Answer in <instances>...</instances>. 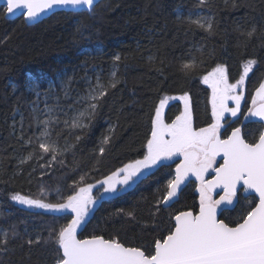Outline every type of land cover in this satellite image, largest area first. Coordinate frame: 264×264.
Instances as JSON below:
<instances>
[{
    "label": "trees",
    "instance_id": "1",
    "mask_svg": "<svg viewBox=\"0 0 264 264\" xmlns=\"http://www.w3.org/2000/svg\"><path fill=\"white\" fill-rule=\"evenodd\" d=\"M4 13L0 6V264H56L62 256L56 234L72 218L71 210L30 207L12 200L14 194L63 203L81 186L142 158L164 97L187 93L193 127L208 125L210 89L203 77L218 65L234 82L244 63L255 61L241 112L264 77V0H101L89 12L60 10L34 24ZM197 15L205 25L211 22V30L192 23ZM193 60L195 68H182ZM58 74L80 91L89 79L116 86L108 88L80 128L51 126V136L65 150L56 151L53 160L52 152L39 147L27 83L30 77L53 80ZM180 108V100H169L166 122ZM257 129L255 122L244 123V138L251 142ZM175 164L161 161L127 189L97 201L78 237L102 235L150 251L173 228L178 212L197 210L193 179L170 204L161 199ZM98 188L92 191L95 197ZM238 200L222 210L221 219L231 225L256 198Z\"/></svg>",
    "mask_w": 264,
    "mask_h": 264
},
{
    "label": "snow or ice",
    "instance_id": "2",
    "mask_svg": "<svg viewBox=\"0 0 264 264\" xmlns=\"http://www.w3.org/2000/svg\"><path fill=\"white\" fill-rule=\"evenodd\" d=\"M95 2L96 0H6V12L13 13L15 9L24 8L26 19L32 21L54 7L91 11ZM192 23L201 28L206 27V30L212 28L210 21L207 25L200 19ZM115 60L119 61L120 57L117 55ZM254 63L255 61L249 60L244 65L243 74L235 83L228 82L222 65H218L203 77L204 83H210L212 87L213 122L207 127H193L190 97L187 93L180 97L160 99L152 119L151 135L145 145L143 158L125 164L105 177L103 182H97L102 185L104 193H115L118 184L129 185L142 175L144 169L176 155L183 159L176 165L175 176L167 181L166 194L162 196V201L170 204L189 174H193L200 181L198 213L182 211L176 214L172 218L174 227L166 236L156 239L147 253L142 247L126 246L117 238L105 239L102 235L78 238L77 230L82 227V222H85L96 199L91 195L94 185L80 187L78 191L68 195L63 203H46L19 193L11 197L12 200L30 207L51 211L71 210L74 213L72 219L56 234V243L62 249V256L56 260V264H264V131L253 143L244 138L240 127L233 128L226 138L222 139L220 135L224 113L229 112L235 117L240 112L243 93L237 94L236 90L244 84ZM195 66L193 60L183 64L182 68L191 70ZM112 76L115 77L116 73L113 72ZM115 86L111 81L104 85L97 78V83L90 87L88 95L83 98L87 101L89 114H94L98 102L107 94L108 88ZM64 91L67 95L66 87ZM169 99L182 100L184 110L167 124L162 117ZM230 99L235 101V107L227 106ZM252 105L247 115L264 121V82L256 89ZM45 107L49 113L52 111L47 104ZM84 115V112L78 114L79 117ZM42 123L45 125L42 136H48L49 122L45 120ZM76 123L74 118L73 126ZM39 147L44 152H52V159L55 160L57 148L54 143L41 142ZM100 151L103 153L104 149L101 148ZM221 154L223 163L214 168V178L205 180V173L213 168L217 156ZM238 185L245 191L251 190L257 194L258 203L251 206L250 201L249 210L233 226L218 218V210L224 204H233ZM217 187H222L224 194L214 200L211 193ZM28 243L31 245L33 242L30 240Z\"/></svg>",
    "mask_w": 264,
    "mask_h": 264
},
{
    "label": "rangeland",
    "instance_id": "3",
    "mask_svg": "<svg viewBox=\"0 0 264 264\" xmlns=\"http://www.w3.org/2000/svg\"><path fill=\"white\" fill-rule=\"evenodd\" d=\"M200 16L201 15H197L196 20L200 19L201 21H204V19L201 18ZM247 62H245L244 65ZM244 65H243V70L241 72V75L243 74V71H244ZM253 65H252V67H253ZM212 70L209 71L208 73L212 72ZM208 73L206 75H208ZM247 76H246V78H247ZM63 77H64V74H58L57 77L53 80L48 78V77H44V76H40L38 78L30 77L28 79V83H27V90L30 93H32V95H33L31 107H32V109H36V111L35 112L33 111V112H34L35 123H36V136H37L39 145L41 142H45V143H49V144L54 143L56 145L57 151L61 152V153H63L65 150L62 149V147H61V145H59L58 141L53 136H51L52 135L50 132L51 126L53 124H57V125H61V126L63 125L64 127H71V128H80L81 126H83L86 123L85 119L89 116V110L87 108V101H85L83 98L88 95L90 87L94 86L97 83V80L92 82L89 79L87 81L85 87H84V90L80 91L78 89H73V87H70L69 84L66 83V81L64 80ZM246 78H245V81H246ZM239 79H240V77L237 80H239ZM236 81H234V82L228 81V82L229 83H235ZM245 81H244V84L236 90L237 94H239L241 92L243 93V98H244ZM262 82H264V77L260 83H262ZM35 84H38L39 86L35 87L34 86ZM207 85L209 86V89H210V107H211V112H212V102H211L212 101V87H211L210 83H208ZM259 85H258V87H259ZM65 87L67 90V95H65V91H64ZM256 89L254 90L253 95L250 98L248 109L253 107L252 98L255 95ZM37 92H39V96H37ZM177 97H180V96H177ZM169 100H171V99H169ZM177 100H180V99H177ZM242 101H243V99L241 100L240 111H241V107H242ZM257 103H259V100H257ZM46 104L49 107H51V109H52V111L50 113L45 107ZM180 104H181V108H180V111L178 112V114L176 116L180 115V113L183 112V110H184V102L182 100H180ZM227 106L229 108L235 107V101H233L231 99L228 100ZM164 109H165V107H164ZM164 109H163V117L162 118H163L165 123L170 124L175 119L176 116L174 117L173 120L166 122L165 117H164ZM248 109L245 112L244 119L245 118L247 119L249 117V115H247ZM80 112H84L85 115L83 117H79L78 114ZM239 113L240 112L237 113V116L239 115ZM227 117L232 118L233 116L229 112H225L224 117L221 120V125L223 123V120ZM74 118H76V121H77L76 126H73V119ZM45 120H48V122H49L48 126H47V131L49 133L48 136H42V133L45 131V125L42 122ZM212 122H213V118H212L211 123ZM211 123H209V124H211ZM208 125L203 126V127H207ZM142 158H140V159H142ZM182 159H183L182 156L176 155V156H173L171 159H165L162 161H170V162L175 161V163H176L175 168H176V165L179 164ZM128 163H130V162H128ZM155 166L156 165H154L150 168L144 169L143 173H146L147 171L151 170ZM213 167H214V165H213ZM210 170L211 169H209L208 172L205 173V176H204L205 180L207 179V176H208ZM174 176H175V169H174V173L172 174L170 179H172ZM104 179L105 178H103L102 180H99V181L103 182ZM190 179L195 180V182L197 184L198 201H200V193H199L200 181L198 179H196V177L193 174H189V176L186 178L185 182H187ZM97 182L92 184V185H94L93 189L96 186H99V188L97 189L99 192H98L97 197H95L94 195H92V191H93V189H92L91 195L96 199H95V202L91 206L90 209H92L95 206L97 201L99 202L103 199L111 197L114 194L127 189L133 183V182H130L129 185H119L118 184L117 185V191L115 193H112V192L104 193L102 185L100 183H97ZM81 187H84V186H81ZM78 189H77V191H78ZM212 198L214 200L219 199V197L215 198L213 196H212ZM234 199H235V197H234ZM225 205H227L225 207L230 206L229 204H225ZM73 215H74V213H72V217H73Z\"/></svg>",
    "mask_w": 264,
    "mask_h": 264
},
{
    "label": "water",
    "instance_id": "4",
    "mask_svg": "<svg viewBox=\"0 0 264 264\" xmlns=\"http://www.w3.org/2000/svg\"><path fill=\"white\" fill-rule=\"evenodd\" d=\"M100 1H101V0H96L94 6H95L98 2H100ZM0 6H5V13H4V15H5V17H6L7 19H14V18H16V17L23 16V17H24V20H25V22H26L27 24H34V23H37L38 21H40V20H42V19L48 17V16L51 15L52 13H54V12H56V11H60V10H65V11H80V10H74V9H72V8H70V7H69V8L54 7L53 9L46 10L44 13H41V14L38 16V18H37L36 20L29 21V20L26 19V16H25L26 9H24V8L15 9V10L13 11V13H7V12H6V0H0ZM86 11H88V10H86ZM88 12H89V11H88ZM258 104H259V103H258ZM251 120H252V121H256V122L261 123V124H262V130H261V132L264 131V121H261L259 117H252V116H251ZM231 132H232V131H231ZM231 132L229 133V135L231 134ZM258 137H259V136H258ZM257 139H258V138H257ZM216 159L219 160V161H221L220 164L223 163L222 154L219 155V156H217ZM220 164H219V165H220ZM219 165H218L217 167H219ZM215 168H216V167H215ZM214 176H215V171H214V169H212L211 172H210V177H208L206 180H211V179L214 178ZM239 190H241V194H242L243 196H246V195H254L255 198H256L255 203H258V195H257V194H255V193L252 192L251 190H249V191H245L244 188H243L241 185H238V187H237V193L239 192ZM211 194H212V195H218V194H224V192H223L222 187H217V188H215V189L212 191ZM255 203H254L253 206H255ZM222 209H223V208H221L220 210H218V218H219V219H221L220 217H221ZM184 211H191V210H184ZM198 211H199V205H198V207H197L196 212H193V211H192V212L195 214V213H198ZM181 212H182V211H181ZM178 213H179V212H178ZM178 213H177V214H178ZM173 223H174V220H173ZM233 226H234V225H233ZM173 227H174V225H173ZM78 238H79V237H78ZM84 238H86V237H84ZM80 239H83V238H80ZM130 247H131V246H130ZM60 251H61V255H62V249H60Z\"/></svg>",
    "mask_w": 264,
    "mask_h": 264
},
{
    "label": "flooded vegetation",
    "instance_id": "5",
    "mask_svg": "<svg viewBox=\"0 0 264 264\" xmlns=\"http://www.w3.org/2000/svg\"><path fill=\"white\" fill-rule=\"evenodd\" d=\"M245 112H246V111H244V112H241V111H240V113H239L238 116H235V117H232V118L227 117V118H225V119L223 120L222 127H221V129H220V135H221V138H222V139H223V138H226V137L229 135V133L232 131L233 128L240 127L241 130H242V126H243V124H244V123H247L248 121H250V122H255V123L258 125V129H257L255 135H253V137H251V139H250L251 142H249V143H253V142H255V140L258 138L259 134L261 133V130H262V124L259 123V122H256V121H252V120H251V116H249L247 119H246V118L244 119ZM235 121H238V124L235 125V126H232V125L234 124ZM205 126H206V125H205ZM242 134H243V133H242ZM220 162H221V161H219V160L216 159V163L214 164V167H213L212 169H214L215 167H217V166L220 164ZM212 169H211V170H212ZM211 170H210V172H211ZM210 172H209L207 178L210 177ZM181 186H182V185H181ZM211 195H212V194H211ZM221 195H222V194L212 195V196L215 197V198H218V197H220ZM239 196H242L243 198H252V197L255 198L254 195H246V196H243V195L241 194V190H239V192L237 193V195H236V197H235V199H234V201H233V204H231L230 206L235 205V204L239 201V200H238V199H239ZM251 202H252V201H251ZM198 205H199V203H198ZM225 206H227V205L224 204V205L221 206V208H224ZM197 207H198V206H197ZM222 210H223V209H222ZM220 218H221V217H220Z\"/></svg>",
    "mask_w": 264,
    "mask_h": 264
}]
</instances>
